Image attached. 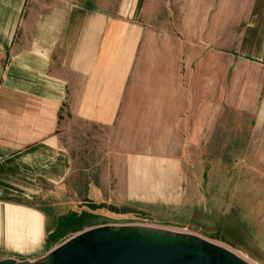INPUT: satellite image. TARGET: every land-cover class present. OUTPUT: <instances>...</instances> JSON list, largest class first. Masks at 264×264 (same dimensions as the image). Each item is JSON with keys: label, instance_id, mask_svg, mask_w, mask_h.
<instances>
[{"label": "crops", "instance_id": "obj_1", "mask_svg": "<svg viewBox=\"0 0 264 264\" xmlns=\"http://www.w3.org/2000/svg\"><path fill=\"white\" fill-rule=\"evenodd\" d=\"M138 2L0 0L4 245H48L76 182L101 183L86 199L118 182L172 194L183 151L213 149L216 128L264 139V0H185L175 36L152 33Z\"/></svg>", "mask_w": 264, "mask_h": 264}, {"label": "rangeland", "instance_id": "obj_2", "mask_svg": "<svg viewBox=\"0 0 264 264\" xmlns=\"http://www.w3.org/2000/svg\"><path fill=\"white\" fill-rule=\"evenodd\" d=\"M180 1L139 0L137 8L150 21L152 33L165 27L168 34L175 36L176 14L180 22L187 23L191 9L185 0L182 5ZM156 53L153 47L152 65L157 62ZM235 120L244 119H230ZM247 129L233 124L220 126L216 128L213 149L183 151L190 154L191 165L183 167L182 181L175 183L182 187L172 194V189L166 187L169 183L140 182L139 188L130 192L127 185L131 183L118 182V188L105 192L108 194L104 198L86 199L84 195L93 193L90 188L101 183L76 182L81 193L75 192L76 197L64 209L70 211L54 214L56 219L51 217L54 230L50 234L54 237L49 244L18 248L4 245L1 236L0 259L42 257L75 233L96 225L141 223L195 232L254 264H264V139L255 143ZM87 169L88 175L93 176L95 168ZM179 192L181 196L177 195ZM99 207L102 211L96 209Z\"/></svg>", "mask_w": 264, "mask_h": 264}, {"label": "water", "instance_id": "obj_3", "mask_svg": "<svg viewBox=\"0 0 264 264\" xmlns=\"http://www.w3.org/2000/svg\"><path fill=\"white\" fill-rule=\"evenodd\" d=\"M0 264H253L198 233L141 223L83 229L36 259Z\"/></svg>", "mask_w": 264, "mask_h": 264}, {"label": "bare ground", "instance_id": "obj_4", "mask_svg": "<svg viewBox=\"0 0 264 264\" xmlns=\"http://www.w3.org/2000/svg\"><path fill=\"white\" fill-rule=\"evenodd\" d=\"M238 254V253H237ZM241 256V255H240ZM243 257V256H242ZM244 259H246L245 257H243ZM247 260V259H246ZM249 261V260H248ZM250 262V261H249ZM252 263V262H251ZM254 264V263H253Z\"/></svg>", "mask_w": 264, "mask_h": 264}]
</instances>
